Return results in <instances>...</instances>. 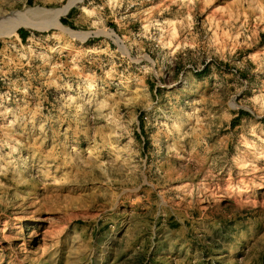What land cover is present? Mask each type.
<instances>
[{
    "label": "rangeland",
    "instance_id": "rangeland-1",
    "mask_svg": "<svg viewBox=\"0 0 264 264\" xmlns=\"http://www.w3.org/2000/svg\"><path fill=\"white\" fill-rule=\"evenodd\" d=\"M0 31V264H264V0H0Z\"/></svg>",
    "mask_w": 264,
    "mask_h": 264
},
{
    "label": "bare ground",
    "instance_id": "bare-ground-1",
    "mask_svg": "<svg viewBox=\"0 0 264 264\" xmlns=\"http://www.w3.org/2000/svg\"><path fill=\"white\" fill-rule=\"evenodd\" d=\"M74 2V1H73ZM73 2H71L70 4H69V6L73 3ZM68 6V7H69ZM60 13H61V11H59V12H57V13H55V16H54V21H53V24L54 25H59V26H61V24L58 22V16L60 15ZM35 14H37V13H35ZM21 23H23V24H29V23H27L26 21H19V22H16V23H14V24H12V26H10V32H15V28L18 26V24H21ZM30 25H35V24H31L30 23ZM37 26V25H36ZM0 34H3L1 31H0Z\"/></svg>",
    "mask_w": 264,
    "mask_h": 264
},
{
    "label": "trees",
    "instance_id": "trees-1",
    "mask_svg": "<svg viewBox=\"0 0 264 264\" xmlns=\"http://www.w3.org/2000/svg\"><path fill=\"white\" fill-rule=\"evenodd\" d=\"M18 34L20 35L21 38H25L28 35V32L24 29H19Z\"/></svg>",
    "mask_w": 264,
    "mask_h": 264
}]
</instances>
